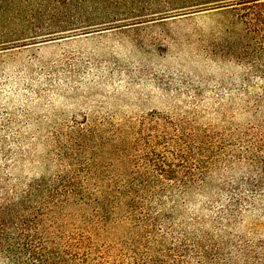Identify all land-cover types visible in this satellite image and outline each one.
<instances>
[{
    "label": "rangeland",
    "instance_id": "rangeland-1",
    "mask_svg": "<svg viewBox=\"0 0 264 264\" xmlns=\"http://www.w3.org/2000/svg\"><path fill=\"white\" fill-rule=\"evenodd\" d=\"M170 2L28 0L4 25L0 206L41 181H192L149 210L218 264H264V170L238 159L264 135V7ZM82 214L68 206L64 227Z\"/></svg>",
    "mask_w": 264,
    "mask_h": 264
},
{
    "label": "trees",
    "instance_id": "trees-1",
    "mask_svg": "<svg viewBox=\"0 0 264 264\" xmlns=\"http://www.w3.org/2000/svg\"><path fill=\"white\" fill-rule=\"evenodd\" d=\"M27 1L0 0V32L5 24L23 16L22 5ZM170 1L173 9L185 12L239 11L243 20L252 10L264 7V0ZM254 13L263 15L262 11ZM252 141L245 156L238 159L264 170V135ZM146 162L151 163L148 158ZM194 184L114 181L86 193L82 185L63 179L33 183L18 198L0 206V264H218L220 250L174 236L162 218L149 210L150 201L159 194L160 201L173 185L188 189ZM70 205L83 211L84 227H64L61 218ZM120 226H124L122 231ZM110 237L113 241H108Z\"/></svg>",
    "mask_w": 264,
    "mask_h": 264
}]
</instances>
